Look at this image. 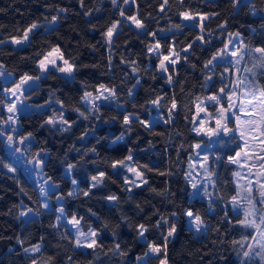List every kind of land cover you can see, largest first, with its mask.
I'll use <instances>...</instances> for the list:
<instances>
[{
    "label": "trees",
    "instance_id": "trees-1",
    "mask_svg": "<svg viewBox=\"0 0 264 264\" xmlns=\"http://www.w3.org/2000/svg\"><path fill=\"white\" fill-rule=\"evenodd\" d=\"M85 3L87 7L81 9L78 0H0V9H3L0 11V39L20 35L18 30H22L33 21L44 24V17L50 18L52 14H55L54 9L57 6L68 9L66 18L62 13L60 23L54 26L56 31L45 33L41 28L33 37L30 46L19 48H13L8 44L0 46V64L5 66L6 73H12V80L5 85L0 79V99H3L2 88L13 85L24 73L38 76L37 64L40 57L37 53L42 56L51 46L59 45L65 57L74 59L78 66L74 80L67 79L55 71L45 74L38 81V87H33L36 90L32 92L31 98L27 99L26 103L31 105L45 104L46 101H51V103L41 110H31L18 115L20 130L34 134V140L30 145L31 152L25 153L27 158L45 149L48 157H46L44 172L59 184V189L51 193L49 202L52 207L39 217L40 222L37 224L25 227L15 218L18 209L13 208V205L21 201H23L21 207L23 205L38 207V190L36 185L23 174L21 166L9 158L4 144L0 143V158L12 163L18 169L14 178V175L7 172V169L0 168V264H28L23 255L19 254L20 245L16 241L18 235L25 238V246L37 243L43 236L45 257L53 254L57 256L58 261H62L68 255H73L78 264H87L89 257L80 252L74 253L69 241L60 239V232L64 230L63 228L56 230L49 227L55 219L54 209L59 206L54 199L57 194L61 193L65 198L60 204L64 205L69 216L75 213L78 217L84 218L82 225L85 231L89 226L98 229L100 242L106 248L119 242L122 248L129 250V256L126 258L127 264H136L135 257L145 250L144 241L137 238L136 225L140 223L154 225L158 219L155 215L157 210L168 216L172 211L182 212L192 207L204 215L205 220L213 226V229L223 216L224 202L218 201L215 211L209 212L208 201L190 198L187 195L189 185L185 180L184 172L188 152L181 150L178 160L177 151L181 142H184L187 148L189 144L200 139L190 132L191 125L184 119L185 115L191 117L193 113L189 112L187 107H182L174 124L165 125L162 122H155L154 132L135 123L131 126L132 130L127 131L123 125V115L131 113L142 119H149L151 115L159 114L158 110L146 104V101L165 93L168 94L164 100L165 105L168 104L169 97L174 92L181 104L189 107L192 106V101L197 95L203 97L208 94L207 90L201 87L203 76L200 66L212 52L222 47V41L226 39V35H220L217 29V34L211 38L210 45L201 46L197 42L191 50L194 54L189 55L191 63H186L181 59L175 66L176 74L173 75V80L177 83L168 85L166 78L156 69L159 61L158 55L147 52L146 45L152 41V37L140 34L137 38L138 33L135 30L125 27L121 35L114 37V47L109 53L101 33L112 20L120 19L118 9L112 7L110 0H85ZM159 3L160 0H137L139 15L145 18L150 31L158 32L157 39L161 40L162 45L160 51L165 55L168 46L173 41L179 51L195 38L198 29L187 25L183 32H180L173 28V24L182 23L177 15L182 8L175 0H169V9L161 13L158 8ZM254 3L257 9L264 8V0H254ZM224 4L225 0H203V2L202 0H185L184 7L194 11L220 12L221 15L209 23L212 29H216L217 24L223 19L229 18V31L239 30L252 43L264 40V35L259 30L260 24L264 22L261 20L264 13L246 15L247 10H244L237 17L230 18L231 10L225 9ZM96 8L100 11H94L92 16L83 15L84 11ZM136 11V6H132L129 14ZM149 14L154 19L149 18ZM92 25L96 26L95 29ZM249 26L257 29L255 34ZM202 47L206 50L202 51ZM109 55L112 57L111 69L108 65ZM183 55L184 53H181V56ZM122 57L137 61L139 72L135 77L131 74L128 65L121 64ZM191 64H195L196 68H192ZM125 72L128 73L127 76L124 75ZM169 72H172L171 68ZM137 78L141 81L140 85L133 89L134 95L129 97L128 89L136 83ZM100 84L117 86L119 101L123 105L122 110L111 105H101L100 120L94 117L88 120L78 118V113L73 109L80 107L84 110L80 101L83 92L93 91ZM219 86L217 83L216 87ZM27 95L28 93L25 94ZM57 100L64 102L65 118L69 121H76L71 130L66 133L53 132L47 125L41 127L44 120L52 114V110L59 109ZM84 132H88V135L80 140L79 137ZM122 132L124 139L113 143ZM73 145L80 151H72ZM92 148L96 151H90ZM218 148L219 146L216 145L213 151ZM229 148H235V145H229ZM129 149L133 157L130 163L137 166L138 170L144 171L151 188L162 190L167 187L174 195L165 199L154 194L147 186L132 187V192L123 190L128 187L124 184V176L113 170L110 165L114 160L125 158L129 154ZM225 151L229 155L234 154L227 149L222 150V153ZM85 152L87 155H84ZM69 163L76 164L71 177L65 175V169ZM144 165L147 168H143ZM233 167L223 165L218 168L221 183L216 195L224 196L225 201L233 194L231 184ZM166 170H170L172 174L167 176L158 174ZM98 171L107 173L102 186L92 189L87 197L82 194L75 197L67 196V193L71 191V178L77 180L78 188L83 192L88 189L91 176ZM224 181H229V183L225 186ZM21 187L27 195L21 193ZM108 195H116L119 199L115 202L108 201L105 199ZM10 208H12V215H7ZM228 211L229 215H232L230 207ZM176 223L177 234L168 245L170 264H237L231 240L239 239L238 229L223 237L213 230L208 232L205 238L194 236L188 230L183 215L176 218ZM221 227L223 229L226 225H221ZM113 233L116 235L114 236ZM146 235L150 240H157L160 232L151 227ZM221 239L225 242L221 243ZM220 257H225L226 260ZM101 261L103 264H124L125 258L112 254L105 257L101 253ZM97 264L100 262L98 261ZM151 264H157V261L152 260Z\"/></svg>",
    "mask_w": 264,
    "mask_h": 264
},
{
    "label": "snow or ice",
    "instance_id": "snow-or-ice-1",
    "mask_svg": "<svg viewBox=\"0 0 264 264\" xmlns=\"http://www.w3.org/2000/svg\"><path fill=\"white\" fill-rule=\"evenodd\" d=\"M78 2L81 9L87 7L85 0H78ZM175 2L182 8L177 12L179 19L183 22H191L192 27L198 29L195 38L180 48L179 51H177L175 41L168 46L167 55L160 51L162 45L161 40L157 39L158 32L148 29L145 18L139 15L137 0H110L112 7L118 9L120 19L112 20L101 35L109 53L114 47V37L121 35L125 27H134L138 33L137 38L140 34L152 37V41L146 45L147 52L156 53L158 58L159 56L163 57L159 59L157 67L160 73L167 74L166 82L170 85L177 83L173 80L177 63L181 59L186 63H191L189 55L194 54L191 50L197 42L201 46L210 45L212 43L211 38L217 34V29H219L220 35H226V39L222 41V47L212 52L200 66L203 76L201 87L205 88L208 94L203 97L197 95L192 101L191 107L182 105L174 92L169 97L167 105L164 104L165 97L168 96L167 93L146 101V104L151 105L159 112L156 123L174 124L182 107H187L188 111L193 113L191 117L185 115L184 119L191 125L190 132L200 139L189 144L187 148H185L184 142H181L177 151L178 160L181 150L188 152V170L184 172V177L191 188V192L187 195L190 198L200 197L207 200L209 212L215 211L218 201L224 202L223 216L213 229V226L205 220L204 215L192 207L186 208L182 212L172 211L168 216L157 210L155 215L158 216V219L154 225L149 226L144 223L136 225L137 238L143 240L145 246V250L135 257L136 264H151L152 260H156L157 264H170L168 245L177 234L176 218L180 215L187 218L188 230L197 237L204 236L206 238V234L213 230L223 237L238 229L240 231L239 239L233 238L231 240V247L237 258V264H264V40L252 43L239 30L229 31V18L223 19L217 24L216 29H212L209 23L219 17L220 12L194 11L184 7L185 0H175ZM132 6H136L137 11L129 14V9ZM224 7L231 10L230 18L237 17L244 10H247L246 15L264 13V8L257 9L254 0H225ZM158 8L159 12H166V9H169V0H160ZM54 11L55 14H52L50 18L44 17V24L33 21L27 27L18 30L20 35L0 39V45L10 43L15 46L27 47L32 44L33 37L41 28L45 33L56 31L54 26L60 23L62 13L65 14L64 18H66L68 9L57 6ZM94 11H100V9H88L83 12V15L90 17ZM149 18L154 19L151 14H149ZM261 20L264 21V16H261ZM92 27L95 29L96 26L92 25ZM172 27L183 32L187 24L175 23ZM249 27L251 28V26ZM259 30L264 35V22L260 24ZM160 31L164 30L160 29ZM251 31L255 34L257 29L251 28ZM201 50L205 51L206 49L202 47ZM181 53L184 55L181 56ZM37 56L40 57L38 70L42 75L55 71L75 79L78 66L74 59L65 57L64 51L59 45L51 46L42 56L40 53H37ZM121 64L128 65L134 77L139 72L135 60H127L122 57ZM108 65L111 69V55L108 57ZM4 67L3 64H0V77L7 76L10 78L12 73H6ZM191 67L195 69L196 65L191 64ZM170 68L172 69L171 73L169 72ZM124 75L127 76L128 73L125 72ZM41 78L42 76L24 73L11 87L3 89L4 99H0V143L11 149L14 156L30 153V145L34 140L32 132L24 133L20 130L18 113L24 108H45L51 103V101H46L45 104L41 105L26 104V100L30 99L32 92L36 90L32 85ZM140 82V79L137 78L136 83L128 89L129 97L134 95L133 89L140 85ZM217 83L220 85L218 88L216 87ZM25 93L28 95L25 96ZM80 101L84 110H81L80 107L73 110L78 113V118L84 120L93 117L96 120L101 119L99 114L101 102L106 101L114 103L118 108L123 107L119 101L118 89L115 85L100 84L93 91L85 90ZM56 103L60 106L59 109H53L52 114L44 120L41 127L47 125L53 132H69L76 121H69L65 118L63 101L57 100ZM5 111L6 115L2 114ZM134 123L154 132L152 120L142 119L140 116L131 113L123 115V125L127 131L132 130L131 126ZM87 135L88 132H84L79 139L83 140ZM177 135L180 134L177 133ZM123 139L124 133L122 132L113 143ZM213 144L219 146L215 151L212 150ZM229 145H235V148H229ZM225 149L234 154L229 155L226 151L222 153V150ZM71 150L80 151L75 145ZM90 151L95 152L96 149L92 148ZM84 155L87 153L85 152ZM46 157H48V152L41 149L25 161L26 166H31V173L39 177L37 180L38 207L33 208L28 205L21 207L23 201L13 205V208L18 209L15 218L25 227L40 222L39 217L52 207L49 202L51 193L54 189H59V184L44 172L47 163ZM132 160L131 149H129V154L125 158L114 160L110 165L113 170L126 169L127 172L134 174L135 179L124 177L125 185H132L137 188L147 186L154 194L165 199L174 195L167 187L162 190L151 188L145 178L144 171L138 170L137 166L129 163ZM223 165L234 166L231 171L233 194L227 197L226 201L224 196L216 195L221 183L218 168ZM142 167L147 168L146 165ZM0 168L7 169V172L12 173L14 178L18 171L12 163L5 162L3 158H0ZM75 168L76 164L69 163L67 165L65 171L68 177L72 176V171ZM148 170L152 171L153 169ZM158 174L167 176L172 173L170 170H166L158 172ZM106 176L105 171H98L92 175L88 189L83 192L79 190L77 180L71 178V184L76 187L73 191H69L67 196L75 197L81 194L85 197L89 196L92 189L103 185ZM17 183L19 184V180ZM223 183L226 186L229 181ZM123 190L132 192V187H125ZM20 191L23 195H27L22 187ZM55 198L57 201H62L65 197L61 193L57 194ZM105 199L115 202L119 198L116 195H108ZM137 207L139 208V205ZM229 207L232 215H229ZM6 214L12 215V208L8 209ZM54 214V222L49 227L56 230L63 228L64 230L60 232V239L68 240L74 253L80 252L89 257L87 264H97L98 261L103 264L101 253L105 257L112 254L125 258L124 264H127L126 258L129 256V250L122 248L119 242H115L112 247L106 248L100 242L98 229L89 226L86 231L84 230L83 217H78L75 213L69 216L63 204L54 209ZM221 225H226V227L222 229ZM151 227L160 232L157 240H150L146 235L150 232ZM113 235L116 234L113 233ZM16 241L20 245L19 254L23 255L28 264H78L73 255H68L62 261H58L57 256L53 254H48L45 257V238L43 236L37 243L28 246H25V238L19 235L16 237ZM224 242L221 239V243ZM56 246L59 247V245ZM220 259L226 260L225 257H220Z\"/></svg>",
    "mask_w": 264,
    "mask_h": 264
},
{
    "label": "rangeland",
    "instance_id": "rangeland-1",
    "mask_svg": "<svg viewBox=\"0 0 264 264\" xmlns=\"http://www.w3.org/2000/svg\"><path fill=\"white\" fill-rule=\"evenodd\" d=\"M125 7H127V6H125ZM181 21V20H180ZM182 23H186L187 25H190V26H192L191 25V22H183V21H181ZM43 29V28H42ZM132 29L133 30H135L136 32H137V30L134 28V27H132ZM8 45H10L11 47H13V48H19L20 46H15V45H12V44H10V43H7ZM1 46V45H0ZM150 54H152V55H157L156 53H150ZM168 54V52L165 54V55H167ZM163 57L162 56H159V59H162ZM158 63H159V61H158ZM158 63H157V65H156V69H157V71H158ZM37 66H38V64H37ZM57 74H59V75H61V76H63V77H65V78H67V79H71L70 77H67V76H64L63 74H61V73H58V72H56ZM158 73L159 74H161V75H163L164 77H166V75L167 74H162V73H160L159 71H158ZM38 76H45V74L44 75H42L41 73H40V71H39V74H38ZM0 79L2 80V82H3V84L5 85V84H7L8 82H10L11 80H12V76L9 78V77H7V76H5V77H0ZM167 83V82H166ZM37 84H38V82H36V84H34V85H32V87H35V86H37ZM168 84V83H167ZM168 85H170V84H168ZM12 86V85H11ZM10 86V87H11ZM99 87V86H98ZM97 87V88H98ZM5 88V86L2 88V90H1V93H2V97H3V99H4V93H3V89ZM26 94V93H25ZM26 104H28V103H26ZM28 105H31V104H28ZM101 105H111V106H113V107H115L116 109H120V110H122V108H118V107H116V105L114 104V103H109V102H101ZM84 107V106H83ZM42 108H35V107H33V108H31V109H29V108H24V109H22L19 113H18V115L19 114H22V113H28V112H30L31 110H41ZM156 111H157V109H156ZM158 112V111H157ZM4 113V115H6V111L5 112H3ZM159 114L158 113H156V114H153V115H151L150 117H149V120H152L154 123L156 122V118H157V116H158ZM216 145L215 144H213L212 145V150L214 149V147H215ZM4 147H5V149H6V151H7V153L9 154V155H12L15 159H16V163H18V165H20L21 166V171L23 172V174H25L26 176H27V178L29 179V180H31L35 185H36V187H37V180L39 179V177L38 176H36L35 174H33V173H31V166H26V164H25V161L27 160V159H29L30 157H28L27 158V156H26V154H24V155H20V154H17V155H13V153H12V150L11 149H9L8 147H6L5 145H4ZM23 147V146H22ZM130 163V162H129ZM131 164V163H130ZM186 170H188V160H187V163H186V168H185V171ZM116 171H118L120 174H122L121 176H127V177H129L130 179H135V176H134V174L133 173H129V172H127V170L126 169H119V170H116ZM65 175L67 176V174H66V171H65ZM128 187H134V186H132V185H127ZM75 187L76 186H73L72 184H71V191H73L74 189H75ZM55 190H57V189H54L53 191H55ZM189 192H191V188H190V186H189ZM191 198H199V199H202V198H200V197H191ZM55 200V203L56 204H58V205H60V203H61V201H57L56 200V198L54 199ZM203 200H205V199H203ZM205 201H207V200H205ZM185 224H186V226L189 228V225H188V223H187V218L185 217ZM69 228H70V226H69Z\"/></svg>",
    "mask_w": 264,
    "mask_h": 264
},
{
    "label": "built area",
    "instance_id": "built-area-1",
    "mask_svg": "<svg viewBox=\"0 0 264 264\" xmlns=\"http://www.w3.org/2000/svg\"><path fill=\"white\" fill-rule=\"evenodd\" d=\"M10 158H11V160H13V161H16V159L11 155H8Z\"/></svg>",
    "mask_w": 264,
    "mask_h": 264
}]
</instances>
